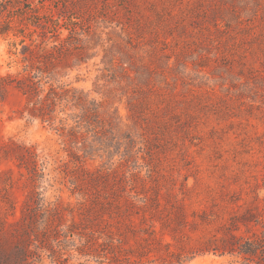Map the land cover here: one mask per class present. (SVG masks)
Segmentation results:
<instances>
[{"label":"rangeland","instance_id":"1","mask_svg":"<svg viewBox=\"0 0 264 264\" xmlns=\"http://www.w3.org/2000/svg\"><path fill=\"white\" fill-rule=\"evenodd\" d=\"M28 1L40 15L51 11L55 17L57 12L74 14L78 32L90 27L87 45L95 46L81 61L74 58L79 50L74 45L79 44L65 39L69 28H59L60 39L64 48H70V54H67L69 63L61 68L62 76L58 78L115 110L126 124L132 122L128 101L132 95L141 96L140 91H133L140 87L131 88L126 80L117 83L107 75L101 62L104 51L99 43L104 41L105 46L112 41L126 43V30L130 31L133 43L144 54V61L151 63L154 70L150 75L153 91L144 112L150 115L152 110H160L157 118L152 117V130H144L148 141L145 146L140 142L142 151L136 154L137 159L125 161L120 155L124 148L113 149L109 157L114 161V171L83 184L79 181L86 176L84 170L104 173L109 165L108 157L100 156L101 151L81 156L79 160L70 156L66 137L60 135L54 125L31 119L26 113L22 115L24 97L9 86L0 98V142L12 139L33 145L41 159H45V168L34 186L27 170L18 166L15 159L0 160V228L5 226L8 232L2 240L8 242L11 235L24 231L31 238L36 233L41 236V226L26 227L29 219H21V211L34 206V190L40 193L41 202L56 205L57 211L60 209V227L65 231L72 219L70 209L79 221L76 214L79 203L88 204L92 197L102 199L111 192L116 194L123 184L124 174L134 190L145 191L148 197L159 190L168 208L178 198L184 204L186 215L194 211L208 215L211 224L206 231L214 232L218 228L216 212L228 220L230 215H239L247 209L254 212L259 221L251 227L257 231L264 229L261 226L264 224V56L258 50L255 52L248 29L244 28L245 22L261 21L264 0L235 3L240 7L239 16L244 23L231 31H227L222 26L224 21L216 16L222 30L217 31L211 24L216 17L211 16L218 13L203 10L207 4L214 8L231 7L230 3L219 0H208L207 4L197 3V0ZM224 17L232 22L236 19L229 10ZM25 24L21 27L26 34L31 33L36 41L44 37L51 44L50 32L43 36L40 27ZM92 31L96 34L92 35ZM20 38L13 32L0 36V73L23 71ZM26 42H29L28 37ZM118 50L116 47L113 52L118 55ZM165 56L170 57L169 67ZM140 77L147 75L142 73ZM159 91L168 92L166 99L158 95ZM59 116L65 115L60 113ZM148 145L151 155L146 153ZM136 174L143 178L144 185L136 179ZM55 222H58L56 218ZM240 227L245 229L242 224ZM61 239L60 255L48 249L41 251L45 263L110 264L107 259L100 262L94 256L79 254L84 238L81 241L76 238L75 242L65 241L62 236ZM72 245H77L78 249ZM169 250L179 251L178 245ZM169 250L161 247L154 256L157 258L154 264L175 263ZM233 260L235 258L227 254L206 253L181 264H242Z\"/></svg>","mask_w":264,"mask_h":264},{"label":"trees","instance_id":"2","mask_svg":"<svg viewBox=\"0 0 264 264\" xmlns=\"http://www.w3.org/2000/svg\"><path fill=\"white\" fill-rule=\"evenodd\" d=\"M219 1L230 3L231 7H209L208 0H197V3H206L207 7L204 6L203 10L209 9L210 13H218L211 17L218 16L224 21L222 26H225L227 31L234 30L244 23L239 16L240 7L235 3H249L252 0ZM55 4L57 7V3ZM35 9L28 0H0V36L5 37L9 32L21 36L19 44L23 62L22 72L0 73V98L4 97L9 86L16 88L24 97L21 114L26 113L31 119L54 125V128L60 131V135L66 137L68 154L75 159L92 156L98 151H101L100 156L105 154L109 162L107 170L104 173L98 170L92 174L85 169L86 176L82 177L79 183L87 184L97 180L96 177L101 178L114 171V161H110L109 157L113 149L119 151L120 147H123L121 159L129 161L138 158L136 154L142 151L140 142H143L144 146L147 145L146 131L152 130L154 125L152 117L157 118L160 110H152L150 115L144 112L145 108L148 109L153 91L150 75L154 70L151 63L144 61V54L138 51L131 32L126 29V40L122 39L126 43L112 41L109 46H105L104 41L99 43L104 51L101 62L107 75L117 83L126 80L131 88L140 87L133 91H140L141 96L132 95L128 101L129 118L132 122L123 123L115 110L90 97L82 89L59 79L62 76L61 68L69 63L67 54H70V48H64L60 39L59 28L61 26L69 28L65 39H71V44H79L74 45L75 49H79L74 58L81 61L87 58L88 50L95 46L87 45L90 27L86 26L78 32L74 14L71 13L70 16L57 12L55 17L52 11L40 15ZM227 10L236 18L234 22L224 17ZM260 17L259 23L245 22L244 28L248 29L255 52L258 50L264 56V13ZM64 18L66 21L61 22L60 19ZM211 22L217 31H222L217 17ZM25 23L40 27L43 36L50 32L51 44L49 45L44 37L36 41L31 33L26 34L21 27L26 25ZM121 28L124 30V27ZM95 34L96 31H92V35ZM26 37L29 42H26ZM12 44L15 45V42ZM116 47L120 49L116 51L118 55L113 52ZM154 52L155 50L151 53L152 57ZM165 57L166 65L169 67L170 57ZM142 73L147 77H140ZM166 93L159 91L158 95L166 99ZM60 113L65 116H59ZM69 119L72 123L68 122ZM56 122L58 124H55ZM124 126L127 130H123ZM78 151H81V154ZM146 153L151 155L149 145ZM7 158L15 159L18 166L27 170L28 178L34 186L35 180L44 174L45 159H41L33 145H25L12 139L0 142V160ZM136 179H140L144 185L141 176L136 174ZM122 180L123 184L116 194L113 195L111 192L112 196L104 195L102 199L92 197L88 204L80 202L76 211L79 221L75 220L74 211L70 209L72 219L65 231L60 227L62 225L60 209L57 211L56 205L41 202L40 193L34 190V206L28 208V211L22 210L21 219H29L26 221V227L41 226V236L36 233L31 238V235L24 231L18 235H11L13 237L10 241L5 242L2 237L7 235V229L5 226L0 228V264H47L42 260L41 251L48 249L53 254L60 255L58 246L61 245V236L65 241L74 242L76 238L79 241L84 238V242L80 243L83 248L78 249L77 245H72L78 249L79 254L94 256L99 258L100 262L107 259L110 264H154L157 260L154 256L161 247L169 250L175 245H178L179 251L169 250L170 255L175 258V263L168 261L163 264H181L198 254L206 253L227 254L235 258L234 262L240 261L242 264H264V229L257 231L251 227L252 223L259 222L251 210L247 209L239 215L232 214L228 220L216 212L215 219L220 223L218 228L214 232L206 231L205 228L211 224V220L205 213L199 214L194 211L188 216L181 199L175 198L168 208L164 206L159 190L154 196L148 197L145 191L140 193L134 190L125 174ZM74 182L76 184V180ZM55 218L58 222H55ZM241 224L245 226L244 230L241 229Z\"/></svg>","mask_w":264,"mask_h":264}]
</instances>
